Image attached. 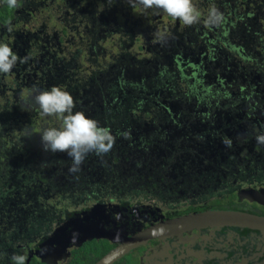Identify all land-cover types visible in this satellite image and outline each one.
<instances>
[{"label":"trees","instance_id":"16d2710c","mask_svg":"<svg viewBox=\"0 0 264 264\" xmlns=\"http://www.w3.org/2000/svg\"><path fill=\"white\" fill-rule=\"evenodd\" d=\"M122 3L121 0H18L19 6L12 8L0 0L1 28H14L23 22V15L28 16L27 25L44 19L36 44L35 40L23 39V57L35 60L36 56L34 63L44 65L63 60L58 75L43 74L38 68L41 76L32 70L21 74L16 68L18 63L15 66L18 71L13 68L8 74H0V191L17 188L15 194L29 199L25 204H31L32 210L41 208L37 202L53 189L57 191L54 198L63 199L60 210L67 206L66 202L73 205L77 200H82L81 208L87 209L90 207L87 204L93 205L102 198L100 191L106 190L104 187H110V195L116 196L125 189L130 192L153 186L161 176L177 183L185 174L189 176V167L197 168L199 160L218 166L219 177L223 174L237 177L245 171L254 179V174L264 170V145L256 140L257 135L264 134V103H259L263 99H257L264 95V86L258 87V83L264 85V17L257 11V4H253L255 1L219 0L205 7L199 0V23L183 29L179 36L171 31L169 42L164 43L158 38L159 25L167 23L163 17L153 18L155 12L163 14L162 10H144L138 5L140 13L136 17L135 8L124 7ZM240 4L241 8H247L246 12H238ZM217 6L224 11V22L220 27L209 26L200 9L208 15L209 8ZM146 11L150 17H146ZM97 14L103 15L104 21L97 20L86 24L85 31L79 30L77 25L85 17ZM165 19L182 22L170 16ZM187 30L194 36L189 45L184 43ZM81 34L85 39L76 45L75 56L70 52L72 41ZM9 35L8 30L2 31L0 39ZM53 50L52 55L49 51ZM139 51L143 52L138 55ZM102 54L110 56L105 65L96 66ZM244 69L248 71L243 73ZM30 81L39 85L35 89L59 86L68 91L75 102L74 111H83L89 118L99 113L108 124L104 127L119 140L118 147L122 150L117 153L111 150L102 157L89 154L80 172L69 173L72 161L66 152L43 149L41 132L46 127H59L61 121L41 113L33 101L34 89L28 97L32 108L29 107L27 116L18 114L20 108H25L22 93ZM87 98L91 99V105L87 104ZM149 100L151 104L147 105ZM93 106L98 110H93ZM145 106L149 108L147 119L152 117L161 126L146 123L142 114ZM34 115L40 119V127L36 126ZM45 117L46 122L54 124L45 126ZM164 121L172 125L173 139L180 140L176 146L163 143L168 139ZM123 133L128 134L127 138ZM205 137L210 144H206ZM225 138L232 141L231 147L225 145ZM147 154L152 159L145 164L142 158ZM170 158L172 164L166 166ZM216 180L213 183L219 186ZM188 181L184 184L188 185ZM236 189L210 199L206 206H182L172 215L207 209L257 213L255 210L261 209L258 214L264 216V207L239 201ZM52 196L50 203L54 201ZM112 246L104 239L86 241L71 250L68 264H94ZM24 257V264H45L32 256ZM9 264L16 262L11 260Z\"/></svg>","mask_w":264,"mask_h":264},{"label":"rangeland","instance_id":"374dc122","mask_svg":"<svg viewBox=\"0 0 264 264\" xmlns=\"http://www.w3.org/2000/svg\"><path fill=\"white\" fill-rule=\"evenodd\" d=\"M60 1V0H58ZM123 3L122 5L124 7H130L129 5H124L126 2H128V0H121ZM199 0H192V2L194 3V6L196 9H199L197 3ZM255 3L253 4H257V11L262 12L264 17V0H254ZM203 3H205V7H208V5L212 4H216L217 2H219V0H202ZM196 4V5H195ZM138 6V5H137ZM137 6L135 7V11L136 12V17H138L139 15V9L137 8ZM242 6H245V3L242 4ZM241 4L239 5L240 9L238 8V12L239 13H243L244 10L245 12L247 11V8H241L242 7ZM253 7L255 5H252ZM204 7V8H205ZM217 9H219L220 12L224 13V11L222 10V8L220 6L216 7ZM211 8H209L210 10ZM237 9V8H236ZM51 8L48 11V14L51 12ZM200 11L202 12V14L206 17H208L207 12H204L203 10L200 9ZM155 15L159 14L158 12L154 13ZM141 16L143 14H140ZM149 16V13L146 11V17ZM168 15L166 13L163 12L162 17L164 18V22L167 23L166 26H163V22L161 23V25H159L160 27V36L164 35V40L162 41L164 43V41L166 40L167 42H169V36H171V31L173 32V34L175 36H179L183 33V29L187 28L189 26H185L182 22L181 23H175L174 20H166L165 17H167ZM52 17L55 18L56 14H52ZM154 20H157L160 18L159 17H153ZM23 22H19L18 25H14V28H11L10 34L9 36H5L3 37V39H0V42L3 43H7L13 51H17L19 53H16L18 57L23 58L22 54V50L20 47L18 48L19 44H21L22 38L27 37L28 39L31 40H35V44H36V39H37V35L40 32L41 28H42V22L44 21L43 18L39 19L37 23H29L28 26L27 23L25 24V21H28V16L27 15H23V17L21 18ZM104 21L103 19V15L101 14H97L95 16H91L87 19V17H85L82 21V24H78L77 27L79 28V30H81L82 28H84L86 26V24H91L94 23L96 21ZM178 21V19H177ZM50 26H56L53 23H50ZM178 24V26L176 25ZM24 27L27 30H24ZM169 28L170 31H168L169 29H165L164 28ZM86 28H84L83 30L85 31ZM155 29V28H154ZM8 30V27H0V32ZM94 31V30H93ZM92 31V32H93ZM239 31V30H238ZM236 31V32H238ZM9 32V30H8ZM12 36V37H11ZM96 36L98 37V33H96ZM185 41L184 43L186 45H189V39L193 38L194 36H192V34L189 32V30H187V32L185 33ZM2 37V35H1ZM85 39V37L83 36V34L78 36V39L73 40V45L70 49V52L74 53V55H78V47H76V45L80 42H82ZM10 40V41H9ZM11 43V44H9ZM32 44V42H31ZM30 44V45H31ZM24 46V45H23ZM172 46V43H171ZM82 50H85V47L82 48ZM143 51H139L138 55H140V53H142ZM170 52V51H169ZM166 52V55L169 57L170 53ZM50 54H54L55 50L53 51H49ZM48 53L47 56L50 57V54ZM100 56V55H99ZM110 55H106V54H102L100 56L99 61L96 63V66H103L105 65L107 62V57H109ZM45 58V56H43V58L41 60L38 61H42ZM91 59V58H90ZM35 60L36 56H35ZM34 59L29 58V62L27 61L26 63H19L18 62V67H16L19 72L21 74H28V72L30 70H32L34 72L35 75L41 76L38 71L37 68L40 69L42 71L43 74H45L47 72V75L52 73V74H57L59 72V64L63 61L61 60L60 62H55L52 65H44L43 63H34L35 61ZM31 61V62H30ZM87 58H86V62H87ZM91 62V61H90ZM93 62V61H92ZM67 63V62H66ZM16 68L14 67V70H16ZM98 68V67H97ZM16 70V71H18ZM87 70L90 71V68H87ZM94 71V69H93ZM102 71V70H101ZM248 70L244 69L243 73H246ZM18 78L19 75H18ZM108 79H110V76L108 77ZM21 84V81H20ZM261 86H264L261 83H258V87L261 88ZM35 88H39L38 84L33 83L32 81L28 82L27 86L25 87V89L23 90L24 93H22L23 96V101H24V106L25 108H20L18 110V114L19 115H25L27 116L28 111H29V107L32 108V105L30 104V100L28 99V97L30 98V94L32 92L33 89ZM263 99L261 100L259 103H264V95H259V97H257V99ZM109 102V99H108ZM110 103V102H109ZM87 104L91 105L92 101L91 99L87 98ZM151 101L149 100V103L147 105H150ZM94 107V106H93ZM257 107V106H256ZM148 107L145 106L143 108L142 114L146 120V123L149 124H153L154 126H161L160 123H155V120L150 117L149 119H147V114H148ZM27 109V110H25ZM97 108L94 107L93 110H96ZM98 110V109H97ZM175 110L173 111V115H175ZM37 119V122H35L37 127H40L41 125V121L40 119L34 115ZM28 119V118H27ZM92 119L97 120L101 126H107L108 124L106 123V120H103L100 116L99 113L97 114V117H93ZM172 120H176V117L172 116ZM47 121V118L45 117V121H43V124L46 125H53L54 122L53 121ZM163 126L164 129L167 131V136L168 139H165L163 141V143L169 147H172V143L174 146H176V142H180V140H178L177 138L173 139V136L171 135L173 127L171 124H169V121H164L163 122ZM58 127V126H55ZM111 127V125H110ZM170 132V134H169ZM202 136V134L200 135V137L198 139H200ZM162 139V137H160ZM176 139V140H175ZM198 139L194 140V142H196ZM204 141L206 142V144H210V139L208 137L204 138ZM119 146V140H115V144L114 147L111 149L112 152H120L122 149H120ZM230 149H227V151H229ZM131 153V152H130ZM129 153V155H130ZM124 155V154H123ZM125 156V155H124ZM151 154H147L146 157H143V161H145V164L148 162H151ZM171 162V158L167 161V165H169V163ZM129 163V162H127ZM143 164V163H142ZM145 169L147 170L148 167L145 165ZM198 167V165H197ZM134 172H136L134 170ZM185 178V177H184ZM181 178L180 180H176L177 183H172V182H168L165 185H161L160 183H156L155 185H148V187L145 188H138V190H131L130 192L128 190H123V191H119L117 193H119V195L116 196H112L110 195V187H104L106 188V190H102L100 191L103 196L102 198L97 202H101V203H108V202H117V201H122V202H126V203H132V202H140L141 199L143 200H151L154 199L155 203L157 205H159L163 210L167 211L170 210L171 207H167L166 203L163 202L164 200H167V203L169 204V206H173L176 207L179 204H182V206L186 207L187 205H189V207H193L196 205H201V206H206V204L209 202L210 199L212 198H218L220 196H222L223 193L226 192H230L236 188H238L240 185L244 184L246 182V184H258V183H264V170L260 171L259 173H257V175H255L254 179H250V180H246V176L244 174H242L241 172L238 173L237 177H232V178H228V176L225 175L224 178L219 179V183L220 185H215V181H212L211 183H208L207 189L200 191V192H195L192 193L191 188L192 184H199V182H193L194 179L189 177V181L187 182L188 185L185 182V179ZM26 180V179H25ZM147 189V190H146ZM9 190V191H8ZM7 191L2 190L0 191V262L2 263V261H7L9 257L13 256L14 254H20L22 249L27 245H35L38 242H40L41 240H43L45 238V236H47L48 234H50V232L59 224L61 223L65 218H67L68 216H70L72 213L80 211L81 206H82V200H80V202H78V200L73 204L70 205V203L66 202V205H63L62 210H60L59 205L61 204V200L63 201V199L61 200H57V198H54L57 191L56 190H51L48 191L43 197L42 199H40L38 203V205L41 208H37L38 210H32L31 208V204H25L27 202V198L22 199L21 196H18V194H15L16 191H18L17 188L15 189H8ZM222 190V191H221ZM53 193L55 195H53ZM99 192H97L98 194ZM96 193H93V195ZM152 194H155V196H153ZM53 195V196H52ZM51 196L54 198L53 203H50V199ZM91 197V196H90ZM66 199V198H65ZM80 199V198H79ZM95 202V203H97ZM94 203V204H95ZM92 204H87L86 207L91 206ZM56 206H58L56 208ZM172 210V208H171ZM35 211V212H34ZM64 212V213H62ZM60 214H62V217H60Z\"/></svg>","mask_w":264,"mask_h":264},{"label":"flooded vegetation","instance_id":"af4514ba","mask_svg":"<svg viewBox=\"0 0 264 264\" xmlns=\"http://www.w3.org/2000/svg\"><path fill=\"white\" fill-rule=\"evenodd\" d=\"M159 16L161 18L162 13L153 15V17ZM25 23H27V21H25ZM158 23L160 22L158 21ZM24 30L27 29L24 27ZM23 39L24 38H22L18 48H23ZM167 135L166 133V137L168 138ZM171 164L172 161L169 163V166ZM196 164L198 167L195 169L189 167V176L186 174V176L184 175L185 180H189L188 177H190L194 179L193 182H199L198 185L192 184V187H194L191 188L192 193L203 191L206 189L208 183L216 179V182H219V179L224 178V174L221 175V177L216 175L219 170L218 166L213 167L207 165L204 160H199ZM166 166H168L167 163ZM241 173L246 176V180L252 178L248 176L245 171ZM179 174H181V172ZM211 178L212 180L209 182ZM157 181L161 185H165L170 179L169 177L161 176L157 178ZM254 184L255 183L252 185ZM258 184L261 185L262 183ZM247 185L251 186V184H245V186ZM152 195L155 196V194ZM163 202L166 203L167 207H171L172 210L171 208L167 211L163 210L155 203L154 199H152V201L141 199L140 202L132 203L117 201L114 204L123 210L125 209V211L121 212L123 216L126 217L124 221L128 222L127 233L128 235H133L141 228H147L155 225L160 220L175 217L172 214L182 209V204L173 207L169 206L167 200ZM256 206L264 207L259 205ZM255 212H257L255 214H258V212H261V209H257ZM117 215L118 214H114V217ZM124 221L117 220L116 223L120 225L124 223ZM216 226L218 225L174 232V234H166L163 237L161 236V238L157 237L150 239L131 250L128 254L117 259L116 262H121V264H264V238L259 237L257 232L246 229L249 227L245 225H242L241 228L236 227L238 225ZM37 244L32 246L27 245V247L25 246L23 248L25 250L22 249L20 254L14 255L29 257L31 256V250ZM112 245L113 248L116 246V243ZM73 248L76 247L69 248V256L64 260L58 261L57 264H68ZM12 257L13 256L9 257L4 264H9L10 261L13 260ZM15 262L16 261H14V263Z\"/></svg>","mask_w":264,"mask_h":264},{"label":"clouds","instance_id":"9594fccd","mask_svg":"<svg viewBox=\"0 0 264 264\" xmlns=\"http://www.w3.org/2000/svg\"><path fill=\"white\" fill-rule=\"evenodd\" d=\"M5 2L12 8L19 6L18 0H5ZM128 2L129 6L133 8L139 5L144 10H162L173 19L182 21L185 26H192L199 23V13L192 0H128ZM223 22V13L216 7H212L209 10L207 17V23L209 26L220 27ZM9 31H11V26H9ZM158 38L160 41L164 40V36H159ZM29 58V56H25L23 58L18 57L7 43L0 42V74L10 73L18 62L21 64L26 63ZM33 101L34 104L39 107L44 116L57 117L61 121L59 127H46L43 129L40 134L41 143L45 151H51L53 153H67L72 161V164L68 169L69 173L75 174L80 172L81 166L89 154L94 153L97 157H102L109 153L114 147L116 137L111 133L110 129L108 127L101 126L97 120L89 118L83 111H74L75 102L72 95L68 91L63 90L61 87L53 86L50 90L34 89ZM123 135L127 138L128 134L123 133ZM256 140L258 144L264 145V134L257 135ZM223 142L228 147H231L232 145V141L230 139L225 138ZM245 184L246 182L236 189L237 198L238 193L241 191L260 186V184H256V186L255 184L245 186ZM261 185L264 184L262 183ZM238 200L246 201L245 199L239 198ZM248 203L252 204L254 202ZM255 204L259 205L257 203ZM208 210L238 211L231 209H207L203 211ZM241 212L248 213L245 211ZM177 216L180 215H176L175 217ZM220 226L225 225H218L216 227ZM236 227L241 228V226ZM246 229L252 231L249 228ZM12 259L16 261V264H24L25 261V257L22 255H13Z\"/></svg>","mask_w":264,"mask_h":264},{"label":"water","instance_id":"95a60500","mask_svg":"<svg viewBox=\"0 0 264 264\" xmlns=\"http://www.w3.org/2000/svg\"><path fill=\"white\" fill-rule=\"evenodd\" d=\"M251 193L255 196L249 197ZM239 199L264 205V185L252 187L238 193ZM121 211H125L114 203H96L87 209L72 213L59 223L30 252L37 261L45 264H57L69 256V248L80 247L92 239H104L116 246L100 257L94 264H113L117 259L150 239L164 234H174L209 224L224 225L226 222L236 223L241 218L252 222L249 227L264 238V216L241 211L208 210L194 212L177 217L160 220L155 225L141 228L133 235L127 233V221ZM114 214H118L114 217ZM224 217L227 219H218ZM199 218V219H195ZM195 219V220H193ZM124 221L117 225L116 221Z\"/></svg>","mask_w":264,"mask_h":264},{"label":"bare ground","instance_id":"6f19581e","mask_svg":"<svg viewBox=\"0 0 264 264\" xmlns=\"http://www.w3.org/2000/svg\"><path fill=\"white\" fill-rule=\"evenodd\" d=\"M253 196H255V193H251V194L249 195V197H253ZM217 218H218V219H220V218H222V219H227V218H224V217H217ZM195 219H199V218H195ZM195 219H193V220H195ZM210 225H218V224H209V225H205V226H210ZM224 225H238V226L245 225V226H247V227H251V226H252V222L249 221L247 218H241V220H240V221H237L236 223H233V222H226V224H224ZM164 235H166V234H164ZM164 235H162V237H163Z\"/></svg>","mask_w":264,"mask_h":264}]
</instances>
